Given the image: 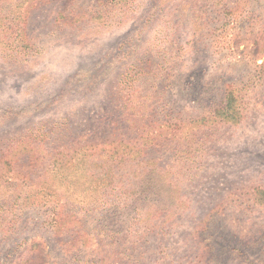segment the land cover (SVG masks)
<instances>
[{
  "label": "rangeland",
  "instance_id": "374dc122",
  "mask_svg": "<svg viewBox=\"0 0 264 264\" xmlns=\"http://www.w3.org/2000/svg\"><path fill=\"white\" fill-rule=\"evenodd\" d=\"M0 264H264V0H0Z\"/></svg>",
  "mask_w": 264,
  "mask_h": 264
},
{
  "label": "trees",
  "instance_id": "16d2710c",
  "mask_svg": "<svg viewBox=\"0 0 264 264\" xmlns=\"http://www.w3.org/2000/svg\"><path fill=\"white\" fill-rule=\"evenodd\" d=\"M227 100H228V101H227V105H226L225 108H223V111H227V110L230 109V107L232 106L233 97H232V93H230V91H229V93H228ZM220 110H222V109H220Z\"/></svg>",
  "mask_w": 264,
  "mask_h": 264
}]
</instances>
